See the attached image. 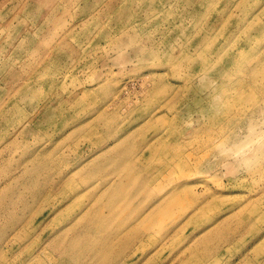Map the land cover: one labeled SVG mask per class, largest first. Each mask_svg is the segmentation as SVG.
Wrapping results in <instances>:
<instances>
[{"label":"rangeland","instance_id":"374dc122","mask_svg":"<svg viewBox=\"0 0 264 264\" xmlns=\"http://www.w3.org/2000/svg\"><path fill=\"white\" fill-rule=\"evenodd\" d=\"M0 264H264V0H0Z\"/></svg>","mask_w":264,"mask_h":264},{"label":"crops","instance_id":"0c3cea01","mask_svg":"<svg viewBox=\"0 0 264 264\" xmlns=\"http://www.w3.org/2000/svg\"><path fill=\"white\" fill-rule=\"evenodd\" d=\"M163 200H164V199L157 200V202H156V203H157V204H159L160 202H163ZM156 203H155V204H156ZM177 205H178V204H177ZM152 207H153V206H152ZM152 207L149 209V211H148V214H150V213H151ZM169 215H170V216H172V214H171V213H170Z\"/></svg>","mask_w":264,"mask_h":264}]
</instances>
